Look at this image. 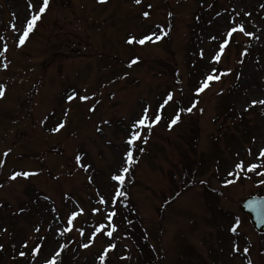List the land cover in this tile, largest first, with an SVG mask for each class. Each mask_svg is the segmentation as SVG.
I'll return each mask as SVG.
<instances>
[{"label": "rangeland", "instance_id": "1", "mask_svg": "<svg viewBox=\"0 0 264 264\" xmlns=\"http://www.w3.org/2000/svg\"><path fill=\"white\" fill-rule=\"evenodd\" d=\"M201 1L49 0L20 45L43 0H31L32 8L29 0H0V52L7 45L0 56V239L15 255L24 253L15 264L56 263L61 231L76 229L82 246L73 264H98L94 254L102 243L91 223L95 215L107 220L114 211L119 181L112 177L123 175L130 150L138 159L130 204L147 231L162 227V264H264L259 237L248 223L238 221L233 238L225 227L231 215L240 218L239 199L257 188L248 180L228 182L226 176L264 166L259 155L264 105L250 107L264 99V0ZM210 1L215 7L203 11V22L193 19ZM166 16L173 23L170 32L163 25ZM234 27L237 45L251 42L253 49L240 64L236 48L225 51L223 43ZM149 35L151 40L139 43ZM190 53L201 58L192 69ZM168 56L175 61L190 115L177 111L181 95L172 78L153 76L159 73L148 67ZM208 75L220 78L198 93ZM169 94L173 98L165 103ZM223 107L233 109L235 118ZM145 109L150 120L157 114L162 119L150 130L133 129ZM192 119L200 128L199 177L208 185H196L162 207L158 195L166 184L158 165L168 168L179 134ZM133 130L140 138L130 145ZM220 154L226 161L217 165ZM18 172L33 174L12 179ZM73 212L77 215L68 223ZM8 261L5 253L0 256V264Z\"/></svg>", "mask_w": 264, "mask_h": 264}, {"label": "trees", "instance_id": "2", "mask_svg": "<svg viewBox=\"0 0 264 264\" xmlns=\"http://www.w3.org/2000/svg\"><path fill=\"white\" fill-rule=\"evenodd\" d=\"M203 11H207L204 7H199L195 15V19L198 22H203L204 18ZM170 21L168 20L167 24ZM236 38L232 36L228 38L225 42L228 48L231 46L236 48V52L239 53V60L244 61L247 56L253 51L250 43L246 44L244 47H239L237 45ZM251 51V52H250ZM200 61V59H195V62ZM156 63L158 64L157 71L159 74L167 75L173 78V82L177 84L180 91V95H183L182 87L180 86V76L176 73L174 68V62L172 57L167 59L157 58ZM152 68L151 66H148ZM196 69H194L193 75H196ZM184 106L183 100L180 99V104L177 103V109ZM225 110V115L233 118V109L228 107H223ZM189 114V113H188ZM190 115V114H189ZM240 115V114H239ZM240 118H243L240 115ZM184 131L179 134V145L174 159L170 160L169 166L163 171L166 177V186L161 191H159V198L161 199L162 207L168 205L170 201L176 200L177 196L187 189L192 188L195 184H200L201 182L197 179L200 174L197 165V145L199 141V125L196 121L186 122ZM134 162L130 164L128 171L124 174V180L120 185V191L125 193L123 196H119L117 199V207L115 208V217L111 220V231L113 235L109 237L107 232L109 231L104 226V220L101 216H97L94 222V226L99 230V235L104 244L102 248L96 251L95 255L98 257V264H162L163 253L161 246V230L162 227L158 229H153L146 234V231L138 222V217L134 214V211L128 204V191L134 180ZM263 179H260L261 181ZM1 185V184H0ZM261 192H258V194ZM148 236L155 242L154 245L148 240ZM77 236L70 234L68 232L62 233V251L61 257L56 264H73L76 261L75 258L78 257L77 251L80 246ZM115 245L114 248L110 245ZM0 256L4 253L7 254L8 262L7 264H15V259L13 255L10 254V247L7 241L4 239L0 240ZM160 252V253H159ZM159 253L160 256L157 254ZM104 257V259H101ZM23 264V262H22Z\"/></svg>", "mask_w": 264, "mask_h": 264}, {"label": "snow or ice", "instance_id": "3", "mask_svg": "<svg viewBox=\"0 0 264 264\" xmlns=\"http://www.w3.org/2000/svg\"><path fill=\"white\" fill-rule=\"evenodd\" d=\"M101 2H104V0H101ZM135 3H137V4L141 3V0H135ZM48 5H49V0H43V4H42L41 7H39L38 12L35 13V14H33V15L31 16V19H30L29 21H27V30L23 31V34H22V35L20 36V38H19V44H20V45H23V43L25 42V39H26V38L28 37V35H29V32H31V31L34 29V26H35L36 22L41 18V15L45 12V10L47 9ZM32 7H33V5H32V3H31V0H29V8H32ZM149 7H151V5H149ZM143 15H144L145 17H147V16L149 15V13H148V12H144ZM13 27L15 28V25H13ZM239 30H240L241 32L244 31V28H243L242 25L240 26ZM235 31H236V28L234 27V28L232 29V32H235ZM232 32H229L228 35L231 36V35H232ZM246 34L251 35V33H246ZM151 39H152V36H150V35H149V36H145L144 38H142V39L139 40V43H140V44H144L145 41H147V40H151ZM157 39H159V37H157ZM129 42H131V40H130ZM6 51H7V45L4 46V51H3V52H0V56H3V55H4V52H6ZM220 51H221V52L223 51V46H221ZM214 59H216V60L218 61V60L220 59V55L217 54V55L214 57ZM137 61H138V58L133 59V60L131 61V63H130L129 66H131V64L136 63ZM4 67H5V68L7 67V64H6V63L4 64ZM213 71H215V70H213ZM229 71H230V70H229ZM219 78H220L219 76H215V77H214L213 75H208L207 78L205 79V81H203L202 86H201L200 88L197 89V92H198V93H199V92H202L205 88H207V87L209 86V83H208L209 81H211V80H213V79H219ZM3 95H4L3 86H0V97H2ZM72 98H73V97H69L70 100H71ZM172 98H173L172 95L169 94V96H168V100H166L165 103H167L168 101L172 100ZM81 99H87V97H82ZM257 103L264 105V99H261V100H259V101L253 100V101H252V105H250V107L253 106V105H255V104H257ZM161 107H163V105H162ZM187 111L190 112V111H192V109H191V108H188ZM161 119H162L161 115L157 114V115L155 116V119H154V120H150V117H149V114H148V110L145 109V112H144L142 118H140V119H139V120L133 125V129L137 128L138 126H145V127L149 128V130H150L151 127H152L155 123H158ZM179 119H180V117H179V115H177L176 117H174V118L172 119L171 123H172V124H175V123H177V122L179 121ZM63 126H64L63 123H61V124L58 125V127L54 128L53 130H54V131H59L60 128H62ZM139 138H140V133L137 132V131H135V130H133V132L131 133L130 139L128 140V143H129L130 145H132V144H134V142H135L137 139H139ZM9 151H10V150H9ZM249 154H251L250 150H249ZM7 155H8V152H5V153H4V156H7ZM259 155H260L261 157H264V150H261V152L259 153ZM127 157H128L129 160L132 159V152H131V150L127 153ZM76 159H77V161H80L81 158H80L79 156H77ZM2 165H3V161H0V166H2ZM236 167H237V168H242V167H243V162H241L240 164H237ZM258 167H260V165L253 164V165H250V166H249V169H248V170H249V171H252V170H254V169L258 168ZM122 171H123V172H127L128 169H127V168H124V169H122ZM32 174H33V173H29V172H18V173H15V174L12 176V179H15L17 176L28 177V176H30V175H32ZM258 174H259V175H264V173H258ZM112 178H113L115 181H119V182H121V183H122L123 180H124V177H123L122 175H114ZM260 183H261V184H264V180H261ZM123 195H125V193H123L122 191H119V189H117L116 196L118 197V196H123ZM100 203H105V201L103 200V197H101V199H100ZM253 206H254V203H253V202H250L249 207H253ZM93 211H99V209H93ZM115 214H116L115 211L111 212V213L109 214V216H108V219L111 220L112 216H114ZM76 215H77V213H76V212H73V213H72V216H71V217L69 218V220H68V223H72V219L75 218ZM237 220H238V218H237ZM237 227H238V222H237ZM237 227H233L231 230L235 233V232L237 231ZM38 230H39V229H37V231H38ZM107 235H108L109 237H111V236L113 235V232H112V231H108V232H107ZM0 247H2V246H0ZM84 247H88V245L85 244ZM110 247L114 248L115 245H114V244H113V245H110ZM244 251L247 252L248 249L245 248ZM21 255H24V253H21ZM57 255H58V254H57ZM101 259H104V257H101ZM48 264H55V261H54V260H53V261H50V262H48ZM249 264H251V261H249Z\"/></svg>", "mask_w": 264, "mask_h": 264}, {"label": "water", "instance_id": "4", "mask_svg": "<svg viewBox=\"0 0 264 264\" xmlns=\"http://www.w3.org/2000/svg\"><path fill=\"white\" fill-rule=\"evenodd\" d=\"M250 202L254 203L253 207H249ZM239 209L248 213L254 229L260 233H264V196L244 197Z\"/></svg>", "mask_w": 264, "mask_h": 264}]
</instances>
